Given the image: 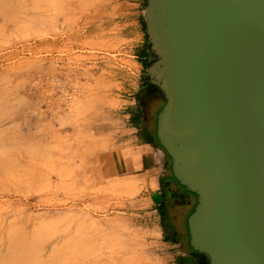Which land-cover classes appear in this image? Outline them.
<instances>
[{
	"label": "rangeland",
	"instance_id": "rangeland-1",
	"mask_svg": "<svg viewBox=\"0 0 264 264\" xmlns=\"http://www.w3.org/2000/svg\"><path fill=\"white\" fill-rule=\"evenodd\" d=\"M149 40L143 0H0V264H201L168 158L140 203Z\"/></svg>",
	"mask_w": 264,
	"mask_h": 264
},
{
	"label": "water",
	"instance_id": "water-1",
	"mask_svg": "<svg viewBox=\"0 0 264 264\" xmlns=\"http://www.w3.org/2000/svg\"><path fill=\"white\" fill-rule=\"evenodd\" d=\"M156 137L208 264H264V0H144Z\"/></svg>",
	"mask_w": 264,
	"mask_h": 264
},
{
	"label": "flooded vegetation",
	"instance_id": "flooded-vegetation-1",
	"mask_svg": "<svg viewBox=\"0 0 264 264\" xmlns=\"http://www.w3.org/2000/svg\"><path fill=\"white\" fill-rule=\"evenodd\" d=\"M146 55L147 71L148 66L154 63L156 58L151 55L149 48L146 50ZM146 79L147 87L144 91V96L140 98L141 117L139 118V121L143 124L144 132L147 135L150 134L149 124L157 122L158 117L157 114L155 121L153 118L152 120L149 119V115L153 114V112L159 113V111H161L159 106L162 102L164 103V100L158 88L155 85H152L148 78ZM164 185V194L168 199H171V208L165 207L161 208V210L164 212V216H168L170 228L178 230V227L181 228L184 227V225L187 226L188 217L192 214L190 212H194L197 205L196 196L188 192L184 187L180 186L175 180H173L174 190H172L166 182ZM195 259L197 263L202 260L199 257H195Z\"/></svg>",
	"mask_w": 264,
	"mask_h": 264
},
{
	"label": "crops",
	"instance_id": "crops-1",
	"mask_svg": "<svg viewBox=\"0 0 264 264\" xmlns=\"http://www.w3.org/2000/svg\"><path fill=\"white\" fill-rule=\"evenodd\" d=\"M144 54L146 55V51H144ZM146 78H148L147 74ZM164 104L165 101L163 103V106ZM161 108L163 107L161 106L160 110ZM128 117H130L132 122L136 124L134 126H137L140 123L139 118L141 117V113L131 111V114H129ZM135 128L136 127H131L130 130H133ZM144 135L146 137L148 135H150L151 138L153 137L151 136V134L146 135L145 132ZM142 139L143 136H137L134 140H132L133 143H137L136 148H138L139 152L141 153L140 171L135 176V179L142 185V192L140 195H142L144 191L148 192V195H146V193L143 195L144 198L141 199L140 203H144L147 206H160L162 203L161 193L159 192L161 190V177L165 172L167 164L166 159L168 158V156L160 145L155 144L154 142L143 141ZM153 212L156 213V209Z\"/></svg>",
	"mask_w": 264,
	"mask_h": 264
},
{
	"label": "trees",
	"instance_id": "trees-1",
	"mask_svg": "<svg viewBox=\"0 0 264 264\" xmlns=\"http://www.w3.org/2000/svg\"><path fill=\"white\" fill-rule=\"evenodd\" d=\"M146 141L154 142V141L152 140V138L150 137V135L147 136ZM195 256H196V257H199V258L202 259V260H200V263H201V264H208V261L206 260V258H205L204 256H201L200 254H195Z\"/></svg>",
	"mask_w": 264,
	"mask_h": 264
},
{
	"label": "bare ground",
	"instance_id": "bare-ground-1",
	"mask_svg": "<svg viewBox=\"0 0 264 264\" xmlns=\"http://www.w3.org/2000/svg\"><path fill=\"white\" fill-rule=\"evenodd\" d=\"M62 10V9H61ZM63 12V11H62ZM9 162V161H8Z\"/></svg>",
	"mask_w": 264,
	"mask_h": 264
}]
</instances>
